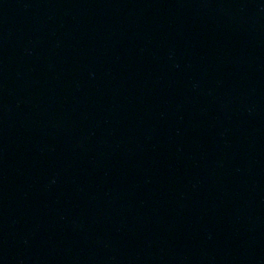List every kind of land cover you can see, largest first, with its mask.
I'll list each match as a JSON object with an SVG mask.
<instances>
[{
	"label": "water",
	"instance_id": "95a60500",
	"mask_svg": "<svg viewBox=\"0 0 264 264\" xmlns=\"http://www.w3.org/2000/svg\"><path fill=\"white\" fill-rule=\"evenodd\" d=\"M0 264H264V0H0Z\"/></svg>",
	"mask_w": 264,
	"mask_h": 264
}]
</instances>
